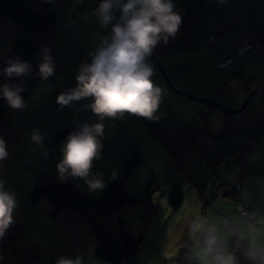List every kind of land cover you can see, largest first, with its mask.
Masks as SVG:
<instances>
[{
    "label": "rangeland",
    "instance_id": "obj_1",
    "mask_svg": "<svg viewBox=\"0 0 264 264\" xmlns=\"http://www.w3.org/2000/svg\"><path fill=\"white\" fill-rule=\"evenodd\" d=\"M232 1L235 2L234 8L236 1ZM174 3L175 10L184 15L187 10L186 4L182 0H174ZM231 4L233 5L231 1L224 3L220 8L230 7ZM220 8L214 11L215 15L219 13ZM11 28L14 30L12 23L0 19V30H3L0 31V58L7 53L9 38L13 36ZM2 38H6L5 42H1ZM59 41L58 53L64 64L63 69L55 75L56 83H51V79L47 83L40 80L34 85L30 96L25 100L27 106L23 111L10 110L0 117V136L5 139L9 151V158L0 162V178L6 181V188L16 194L18 208L14 213V219L22 225L20 234L22 238H15L17 235L14 233L12 243L7 244L9 234H11L9 228L5 236L0 239V255L4 257L3 260H0V264H55V260L60 256L75 257L77 255H83L86 264H92L93 260L95 264H105L103 260L93 257L95 238L85 226L82 227L85 236L81 245L78 248L71 247L62 236L57 220L49 214L52 207L51 201L46 197H40L36 203L29 200L36 176L43 173L49 177H56L55 165L61 156L60 146L62 143L57 144L53 141V134L59 129V126L56 127L57 120L51 119L48 109L43 107L46 101H52L55 92L50 91L49 87L50 85L55 87L59 85V90L70 80H75L78 66L87 49L74 39L70 42L68 38H60ZM94 47L91 48V51ZM247 48L249 50L248 45ZM209 49L211 48L209 47ZM154 55L170 83V85L166 83L159 67L152 61L162 76V88L165 90L158 112L166 115L165 118H160L159 125L169 124L172 126L170 123L172 120L183 131L192 130V144L185 152L176 157L173 153L177 152V144L173 140V136H166L162 138V141L156 135L147 133L156 140L152 147L145 133H138L132 123L127 133L114 135L115 139L107 144V154H103L101 160L94 162L93 172H103L106 189L111 181L109 177L115 166L112 158L115 160L123 147H130L133 143L141 146L144 152L142 154L144 163L126 184V190L128 193L143 197L146 181L156 178L161 188L153 194L152 199L159 203L160 210L155 216L144 222L142 215L145 206L143 203L123 211L125 227L133 234L139 232L144 234V240L139 246L134 264H177V254L183 251L180 245L185 239L186 223L195 216L196 208L199 216H202V202L196 187L204 188L207 200L210 199L211 193H216L213 191L218 185L221 188L228 187L229 189L237 162V159L232 155H226L220 164L216 163L215 157L208 156L214 166L204 160L194 162L203 152V145L205 151L222 140V136L215 138L214 134L226 125L230 126V123L227 124L224 119L228 114L219 108H211L210 104L190 99L188 96L205 99L228 109H238L254 90V88L253 90L247 88L246 84L252 86L251 80L256 79V84H258L264 78V58L250 62L244 68L231 66L219 69L215 65L212 53L210 54L206 48ZM233 118L241 127H246L250 133L256 131L257 125L264 122V84L252 97L248 106L241 113L233 115ZM34 129H39L46 137L44 148L49 152L47 157L41 155V149L30 140V133ZM227 130L230 131L233 139H238L235 128L229 127ZM176 158L178 161H174ZM169 161L171 162L169 163ZM193 162L194 164L191 165ZM107 163L108 165H105ZM180 165L183 170L180 169ZM104 168L106 169L104 170ZM173 171H176L174 173L177 175L176 181L183 180L190 184L189 187H194L198 196L197 199L192 190H184L186 196L184 195L182 206L176 213L171 211L167 202L169 195L166 196L165 192V174L170 177ZM74 181L92 198L100 197L105 191L104 189L101 192L89 194L83 181ZM209 208H212V203ZM234 208H236L235 203ZM235 225L238 224L235 222ZM23 242L24 245L32 244L36 248V258L30 263L20 261L9 249L11 245H14L16 248L24 250ZM229 244H231L230 240ZM247 264H249L248 261Z\"/></svg>",
    "mask_w": 264,
    "mask_h": 264
},
{
    "label": "clouds",
    "instance_id": "obj_2",
    "mask_svg": "<svg viewBox=\"0 0 264 264\" xmlns=\"http://www.w3.org/2000/svg\"><path fill=\"white\" fill-rule=\"evenodd\" d=\"M54 3V0H48ZM82 3V0H76ZM225 0H217L222 6ZM174 0H100L91 9L90 16L95 18L99 27L110 29L94 37L95 47L88 52V59L78 66L75 86L60 92L55 100L59 108L71 107L82 100L81 110L90 111L96 122L73 120V131L60 146V159L56 163V177L63 182L69 177L81 180L89 194L105 189L103 172H93L94 162L102 159L104 120H123L125 114L156 121L159 106L163 101L164 89L156 85L152 77L154 67L149 58L157 46L167 45L175 39L183 24L182 15L175 10ZM118 13V16L116 15ZM89 15H85L88 19ZM51 48L45 46L37 54L38 71L20 59L19 56H3L4 67L0 75L16 82L0 85V98L15 111H23L26 101L22 95L25 88L23 78L36 75L42 81H48L56 73L57 64L50 54ZM46 137L39 129L30 133L31 142L41 149V155L47 157L44 148ZM35 151V149H33ZM9 158L8 145L0 136V162ZM258 158V153L246 155L249 163ZM117 170H113L109 180L118 179ZM260 191L264 192V178H256ZM82 190L80 185H77ZM18 200L14 191L6 188V181L0 178V239L16 223L14 213ZM242 223L255 236H245L234 226V220L224 219L223 229L208 217H192L185 225V239L177 254V264H238L236 251H240L250 264H264V223L255 211L244 210ZM229 240L231 244H229ZM4 257L0 255V260ZM55 264H86L83 255L75 257L60 256ZM95 264V261H92Z\"/></svg>",
    "mask_w": 264,
    "mask_h": 264
},
{
    "label": "trees",
    "instance_id": "obj_3",
    "mask_svg": "<svg viewBox=\"0 0 264 264\" xmlns=\"http://www.w3.org/2000/svg\"><path fill=\"white\" fill-rule=\"evenodd\" d=\"M62 1L63 0H54V3H51L48 2V0H0V19H4L14 25V30L11 28L13 36H10L12 44L4 56H19L21 60L29 62L33 66V71L36 72L38 71L37 65L39 63L37 54L43 47L48 46L51 48L50 54L55 58L57 64L55 75L59 73L63 69L64 61L59 57L52 29L55 22L56 9ZM182 1L186 4L187 10L186 13L182 15L183 24L179 34L175 39L170 40L167 45L161 44L157 46L153 51V54L171 53L172 50L170 51L169 47L171 43L173 44V41L181 43L187 30L189 31L190 27L193 25L195 15L194 6L198 7L199 1ZM212 57L216 67H218L215 57L213 55ZM3 67L4 64L2 57L0 58V69ZM158 73L160 74L159 71ZM55 75L50 78L52 81H54ZM38 80L40 79L34 74L23 78L24 83L22 86L25 88V91L22 95L25 100L30 96L33 86ZM256 81L257 80H251L252 86L247 83V88L249 87L253 90ZM6 82H16V78L8 80L3 75H0V85ZM75 83V80H70L61 89L56 91L54 94L55 100L60 92L64 91L66 88L74 87ZM210 107L213 108L212 105H210ZM10 110L12 109H10L6 102L0 98V117ZM224 119L227 124L228 122L230 123V126L226 125L222 130L214 134L215 138L222 136V140L216 142L210 148L205 149V151L204 145L202 144L203 152L194 162H202V160H204L209 165L214 166L208 156H212L211 158L215 157L217 164H220L226 155H232L235 157L237 159L235 173L231 184L229 185V189L225 190L227 192L223 194L224 196L222 197L233 199V201L238 204L241 202L240 192L243 172L247 160L246 155L249 153L255 140L264 133V123L258 124L256 131L250 133L246 127H241L240 124L235 121L233 115H225ZM147 125L150 127L154 135L162 139V136L158 131V126L154 124ZM229 127L235 128L236 133L238 134L237 140L233 139L230 135V131L227 130ZM73 130V125L56 130L53 134L54 143H63L66 140L68 133ZM190 131L191 135L189 139L184 141L180 146L182 149L179 147L176 153L186 151L192 144L191 138L193 132L192 130ZM105 143L106 142L103 139V147L105 146ZM194 162L191 163V165H193ZM143 163L144 158L141 151L138 147H134L118 169L119 171L117 175L119 178L111 180L103 194L98 198H92L87 195L80 187H77V184L71 177L61 182L57 177H49L43 173H39L33 183L29 200L32 203H36L40 197H46L51 201L52 207L49 214L57 220L62 236L69 242L71 247L78 248L79 245H81L85 236L82 227L85 226L95 238L93 252V257L95 259L103 260L105 264H134L139 246L144 240V234L143 232L133 234L125 227L126 224L122 216L123 211L143 203L145 206V211L142 215L144 222L155 216L160 210L159 203L152 199L153 194L158 192L161 188V185L156 178H150L146 181L143 197L128 193L126 190V184ZM178 185L177 183L174 184L168 194L169 196L167 200L171 211L174 213L179 210L184 198V191ZM226 188L227 187L221 188L218 185L213 191L216 193H212L210 199L207 200L206 193L203 192L204 188L198 187L197 191L203 209L201 212L202 216H204L206 210L211 205L212 199L216 196H220L218 193ZM244 210L245 209H242L240 211L241 215ZM237 213L238 212L236 211L229 219L235 221ZM15 221L16 223L10 227L11 234H9L7 244L9 242L10 244L12 243L11 241H13L14 233L17 235L15 238H22L20 236L22 225L18 220ZM235 227L237 228L236 225ZM22 244L24 250L16 248L14 245H11V248L9 249L20 261L30 263L36 258V248L32 244H28V246L27 244L24 245V242ZM236 256L238 264H247V260L243 257L240 251H237Z\"/></svg>",
    "mask_w": 264,
    "mask_h": 264
},
{
    "label": "crops",
    "instance_id": "obj_4",
    "mask_svg": "<svg viewBox=\"0 0 264 264\" xmlns=\"http://www.w3.org/2000/svg\"><path fill=\"white\" fill-rule=\"evenodd\" d=\"M99 3V0H82V3L77 4L76 0H63L59 7L56 9L55 12V22L52 29V33L54 34V38L57 45V50L59 52V40L60 38H68L70 42L76 40L77 43H81L85 46L86 53L84 54L83 61L88 59V52L91 51V48H93L96 44V41L94 40V37L97 33L104 34L110 29H104L102 30L99 25L96 23L95 18L90 16L91 9L96 7ZM88 14L89 18L85 19V15ZM0 31H3L2 29ZM6 38H2L1 42H5ZM9 46L11 47V38H9ZM8 46L7 51L10 49ZM60 55V54H59ZM149 63L154 67V75L152 77L153 82L163 87L161 76L158 73L155 64L150 60ZM38 80L37 82H39ZM56 78L54 77V81L51 83H56ZM36 82V83H37ZM35 83V84H36ZM47 83V81L45 82ZM44 83V84H45ZM34 84V85H35ZM34 87V86H33ZM50 91H56L59 88L58 86L50 85ZM53 98L52 101H46V104H44L49 111V117L52 119H56V127L64 128L70 125H73L74 119H79L80 121H88L89 123L96 122L97 118L91 114L88 110H81V104L89 103L90 100H82L79 102L74 103L71 107L68 108H59V106L55 103V98ZM43 105V104H42ZM165 107V106H164ZM161 118H165L164 113L158 112L157 114ZM160 119L156 121H148L142 117H137L134 115L125 114L123 120H116L115 126H113V121L109 119L104 120L105 124V146L103 147V154H107V144H109L112 140L115 139V134H123L127 133V131L130 128V124H134V128L137 130L138 133L144 132L145 135L148 137L150 145L153 147L155 145L156 140L155 138H151V136L147 135V133L154 135L152 130L147 124L153 125L156 124L158 126V131L162 138H165L166 136L171 137L173 136V140H175L177 144V151L178 148L184 143V141H187L191 135L190 129H187L183 131V129H180L179 126L175 123V121L170 120V123L172 126H169V124H165L164 126L159 125ZM264 123V122H263ZM131 130V129H130ZM123 147V146H122ZM134 147H138L141 153L143 154V149L140 145H137L133 143L130 147L128 146L121 148L120 153H118L117 157L114 161V170H118L122 163L125 161L129 153ZM181 148V147H180ZM182 149V148H181ZM158 150V149H157ZM151 151V148H150ZM183 151V150H182ZM185 152V151H183ZM182 152V153H183ZM258 153V158L252 162L249 163L248 160H246L245 168L243 172V180H242V187L240 192V201L238 204L233 201V199L222 197L224 196L228 190V187L222 191H220L218 194V198H213L212 208H209L208 211L204 214L205 217H208L210 221L216 222L222 229H223V220L229 219L233 216V214L237 211V215L235 216V222L238 224L237 229L241 232L242 235L245 236H255L256 233L252 232L250 229H248L246 226L243 225L242 220L243 216L240 214V211L242 209L248 210V211H255L257 213L258 219L264 223V192L260 191L257 184L255 183L256 178H264V133H262L253 143L249 153ZM174 156H178L180 153H173ZM176 154V155H175ZM118 158V159H117ZM174 161H178V158L174 159ZM171 161H169L170 163ZM105 165H108L105 164ZM106 168H104L105 170ZM180 169H182L180 165ZM172 176L167 177L165 174V186H166V196L169 194L171 189L173 188L174 184L179 183V187L184 191L186 190H192L193 193L197 196V192L194 189V187H189L190 184L181 181H176L177 175L176 171L172 172ZM185 188V189H183ZM198 189V186L196 187ZM184 191V195H185ZM219 191V190H218ZM217 191V192H218ZM205 193V191L203 190ZM212 195V193L210 194ZM186 196V195H185ZM199 196V195H198ZM197 196V199H198ZM217 197V196H216ZM200 198V196H199ZM184 201V198H183ZM201 201V200H200ZM183 203V202H182ZM199 203V201H198ZM234 203L236 205V208H234ZM182 206V204H181ZM180 209V208H179ZM197 213L194 217H199V212L196 208ZM261 240H264V235L260 236ZM250 264V262L248 261Z\"/></svg>",
    "mask_w": 264,
    "mask_h": 264
},
{
    "label": "bare ground",
    "instance_id": "obj_5",
    "mask_svg": "<svg viewBox=\"0 0 264 264\" xmlns=\"http://www.w3.org/2000/svg\"><path fill=\"white\" fill-rule=\"evenodd\" d=\"M210 1L213 3L214 7L220 8L217 1L213 2L212 0H203L200 2V7L194 6L195 15L193 25L190 27L189 31L187 30L183 39L184 41L182 40L181 43L173 41V44L171 43L169 46L170 51L172 50V52L175 53L185 50H198L206 45L216 49L221 45V28L230 24H238L239 27L227 37V44L229 45L232 40L249 43L253 45L254 49L252 51H245L242 55L243 58L250 57L254 59L257 57H264V0H236L234 14L228 16L226 13L221 18L213 15L212 12L206 8L207 3ZM226 1L227 0H225V2ZM198 36H201L202 43H196ZM213 54L215 56L216 52L213 51ZM229 55L233 56L232 53ZM248 63H245L241 67L244 68ZM254 95L252 97H254ZM215 107L218 108L217 106Z\"/></svg>",
    "mask_w": 264,
    "mask_h": 264
},
{
    "label": "built area",
    "instance_id": "obj_6",
    "mask_svg": "<svg viewBox=\"0 0 264 264\" xmlns=\"http://www.w3.org/2000/svg\"><path fill=\"white\" fill-rule=\"evenodd\" d=\"M198 1H199L198 7H200V2H202L203 0H198ZM212 1L216 2L217 0H212ZM230 1L233 2V5L231 4L232 7L227 6L225 8H220V11L217 15L214 14V11L218 8L214 7V5L211 1L207 3L206 8L209 9L212 12V14L215 15L216 17L221 18L226 13L228 16H231L235 12L234 10L236 8V5L233 8L235 2L232 0H227L225 3H229ZM229 9H232V10H229ZM219 20H221V19H219ZM238 27H239L238 24L237 25L230 24V25H227V26L221 28V30H220L221 45L219 46V48H216V49L211 48L209 45L204 46L212 53L213 56H214L213 51L216 52V55L214 57L217 61L219 68H225V67H228L231 65L243 66L245 63L254 61L256 59L264 58V57H257L254 59H252L250 57L243 58V56H242L243 53L248 50L247 45L249 47V50L252 51L254 49L252 47L253 45H251L249 43H242V42L237 41V40H232V42L229 45L227 44V37ZM200 37L201 36L197 37L196 43H202ZM209 47L212 50L209 49ZM231 53L233 54V56L229 55Z\"/></svg>",
    "mask_w": 264,
    "mask_h": 264
},
{
    "label": "water",
    "instance_id": "obj_7",
    "mask_svg": "<svg viewBox=\"0 0 264 264\" xmlns=\"http://www.w3.org/2000/svg\"><path fill=\"white\" fill-rule=\"evenodd\" d=\"M116 15L118 16V13H117ZM150 59H151V60H152V61H153L158 67H159V69H160L159 71L162 73V75H163V77H164L166 83H167L168 85H170L169 80H168V77H167V75L165 74V72L163 71V69H162V67H161V65H160V63H159L157 57H156L154 54H152V56L150 57ZM263 82H264V78L258 82L257 86L254 88V90L252 91V93L249 94V95L247 96V98L244 100V102L242 103V105H241L238 109H235V110H233V109H228V108H226V107H222V106H219V105H217V104L215 105L214 103H212V102H210V101H207V100H205V99L195 98V97L188 96V95H186V96H188V98H190V99L198 100V101H200V102H204V103L210 104V105H212L213 107L217 106V107H218L220 110H222L225 114H228V115H236V114H238V113H241V112L247 107V105L250 103V101H251V99H252V96H253L254 93L258 90V88L263 84Z\"/></svg>",
    "mask_w": 264,
    "mask_h": 264
}]
</instances>
